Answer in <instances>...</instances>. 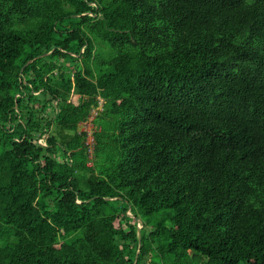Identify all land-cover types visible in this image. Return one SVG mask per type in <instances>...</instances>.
I'll return each mask as SVG.
<instances>
[{"label": "trees", "instance_id": "16d2710c", "mask_svg": "<svg viewBox=\"0 0 264 264\" xmlns=\"http://www.w3.org/2000/svg\"><path fill=\"white\" fill-rule=\"evenodd\" d=\"M0 264H264V0H0Z\"/></svg>", "mask_w": 264, "mask_h": 264}, {"label": "built area", "instance_id": "2783aa9c", "mask_svg": "<svg viewBox=\"0 0 264 264\" xmlns=\"http://www.w3.org/2000/svg\"><path fill=\"white\" fill-rule=\"evenodd\" d=\"M102 107H103V101L100 100L99 106H98L97 108H95V109L92 111L88 123H93V122H94L95 118L97 117V115L99 114V112L102 110ZM94 115H95V116H94ZM83 131L88 132L87 144H88V146H89V154H90V156H91L92 153H93V143H94V139H93V137H92V135H91L93 130H90V131H88V130H83Z\"/></svg>", "mask_w": 264, "mask_h": 264}, {"label": "rangeland", "instance_id": "374dc122", "mask_svg": "<svg viewBox=\"0 0 264 264\" xmlns=\"http://www.w3.org/2000/svg\"><path fill=\"white\" fill-rule=\"evenodd\" d=\"M71 66V65H70ZM95 116V115H94ZM94 128V123H86L85 125H83L80 129L83 131V130H93ZM131 214V213H130ZM149 218H153V216H149ZM138 226L139 227H142V223H141V220L138 222ZM71 239H73V237H71Z\"/></svg>", "mask_w": 264, "mask_h": 264}, {"label": "water", "instance_id": "95a60500", "mask_svg": "<svg viewBox=\"0 0 264 264\" xmlns=\"http://www.w3.org/2000/svg\"><path fill=\"white\" fill-rule=\"evenodd\" d=\"M33 61H29L23 68H22V71L24 70V68L26 67V66H28L29 64H31ZM114 200V199H113ZM138 221H140V220H138ZM141 228L142 227H139L138 226V234H139V237L141 236V233H140V230H141ZM138 255H139V252L137 253V256H136V259H135V262H136V260H137V258H138Z\"/></svg>", "mask_w": 264, "mask_h": 264}, {"label": "crops", "instance_id": "0c3cea01", "mask_svg": "<svg viewBox=\"0 0 264 264\" xmlns=\"http://www.w3.org/2000/svg\"><path fill=\"white\" fill-rule=\"evenodd\" d=\"M102 108H103V107H102ZM101 111H102V110H101ZM101 111H100V112H101ZM100 112H99V114H100ZM99 114H98V115H99ZM98 115H97V116H98Z\"/></svg>", "mask_w": 264, "mask_h": 264}]
</instances>
